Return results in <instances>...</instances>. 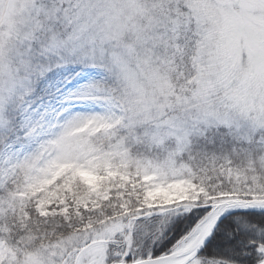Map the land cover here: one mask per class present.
Here are the masks:
<instances>
[{
  "label": "snow or ice",
  "instance_id": "snow-or-ice-1",
  "mask_svg": "<svg viewBox=\"0 0 264 264\" xmlns=\"http://www.w3.org/2000/svg\"><path fill=\"white\" fill-rule=\"evenodd\" d=\"M0 264H264V0H0Z\"/></svg>",
  "mask_w": 264,
  "mask_h": 264
}]
</instances>
